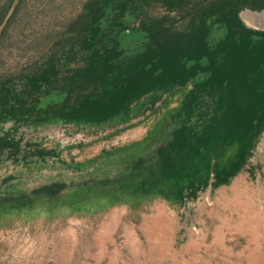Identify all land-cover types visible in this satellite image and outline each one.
I'll list each match as a JSON object with an SVG mask.
<instances>
[{
  "label": "trees",
  "instance_id": "obj_1",
  "mask_svg": "<svg viewBox=\"0 0 264 264\" xmlns=\"http://www.w3.org/2000/svg\"><path fill=\"white\" fill-rule=\"evenodd\" d=\"M131 2L85 0L60 55L15 81L0 82V156L53 157L25 130L50 123L89 134L115 130L184 88L178 106L162 118V138L110 176L53 180L14 194L7 189L16 177L1 176L0 206L53 199L67 186H114L177 201L209 178L213 184L225 181L242 165L264 129V30L248 28L238 13L264 9V0L193 1L182 29L166 24L165 16H136V24L128 25L123 17ZM127 33L139 34L132 51L121 46ZM85 90L95 93L79 104L46 102L51 94Z\"/></svg>",
  "mask_w": 264,
  "mask_h": 264
},
{
  "label": "rangeland",
  "instance_id": "obj_2",
  "mask_svg": "<svg viewBox=\"0 0 264 264\" xmlns=\"http://www.w3.org/2000/svg\"><path fill=\"white\" fill-rule=\"evenodd\" d=\"M84 1L0 0V82L15 81L48 56L60 55ZM193 1L132 0L123 18L135 25L136 16H165L166 24L182 29ZM247 10L264 9L239 11L245 26L264 30V17ZM139 40V34L127 33L121 46L132 51ZM184 91L173 89L152 112L115 130L89 134L59 123L25 130L27 138L55 155L0 156V177H16L7 193L117 173L162 138V118ZM94 93L51 94L46 102L79 104ZM0 264H264V129L235 173L219 184L209 178L181 200L132 195L114 186H67L53 199L1 205Z\"/></svg>",
  "mask_w": 264,
  "mask_h": 264
},
{
  "label": "bare ground",
  "instance_id": "obj_3",
  "mask_svg": "<svg viewBox=\"0 0 264 264\" xmlns=\"http://www.w3.org/2000/svg\"><path fill=\"white\" fill-rule=\"evenodd\" d=\"M246 14H250V15H253V16H256V17H264V12L257 13V12H250V11L247 10Z\"/></svg>",
  "mask_w": 264,
  "mask_h": 264
},
{
  "label": "water",
  "instance_id": "obj_4",
  "mask_svg": "<svg viewBox=\"0 0 264 264\" xmlns=\"http://www.w3.org/2000/svg\"><path fill=\"white\" fill-rule=\"evenodd\" d=\"M238 16L241 18L240 12L238 13Z\"/></svg>",
  "mask_w": 264,
  "mask_h": 264
}]
</instances>
